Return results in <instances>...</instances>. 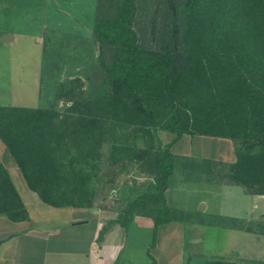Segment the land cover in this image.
Wrapping results in <instances>:
<instances>
[{"label": "rangeland", "instance_id": "rangeland-1", "mask_svg": "<svg viewBox=\"0 0 264 264\" xmlns=\"http://www.w3.org/2000/svg\"><path fill=\"white\" fill-rule=\"evenodd\" d=\"M199 7L203 8L202 2ZM97 11L98 0H0V34L7 31L17 33V39L8 44L9 47H5L4 51H0L4 58L0 60V70L2 69L5 77L12 78L19 91L21 86L17 83V72L24 67V82L28 94L25 98L30 101L31 107L48 109L56 115L46 135L36 140L40 144L46 143L45 148L41 147L33 152L30 141L22 140L24 137L16 143L17 149L23 152L22 159L27 167L40 179V191L46 190L44 192L47 198L62 203V206L100 208L104 213L109 209L123 208L130 203H125L127 199L143 191L140 189L129 194L130 192H126L128 188L154 184L151 161L139 157H145V153H149L153 158L163 143L159 136L162 129L155 130L148 126L134 117L131 110L123 108L113 99L111 87L105 79V68L99 58L104 41L98 39L94 32ZM170 22L166 0H138L135 26L148 46H159L166 40L169 32L164 29V25ZM188 31L182 44L186 43L199 55L192 56L188 61L190 68L185 70L177 93L170 96L176 106L185 108L192 128L200 134L199 131L206 124L219 126L223 121L216 115H209L208 110H212L214 114L224 108L210 106L207 88L214 85L200 83L204 71L205 80L215 71L207 69L209 63L206 60L203 38L200 37L201 31L191 20ZM106 50L109 64L112 60L111 49L108 47ZM28 68L32 75L30 79ZM210 79V83H213L214 79ZM154 107L160 116H169L173 111L171 105L165 109L157 104ZM225 121L226 130H232V118ZM219 131V127H212L211 133H204L215 137L216 142H210L206 146H209L210 151H219V157L193 168H196L199 177L207 175L209 178L222 179L240 184L250 191L254 190L247 187V182L250 181L247 175L232 170L238 163V154L249 151V143L245 139L212 134ZM166 134L171 136L170 133ZM188 140L189 137L184 138V141ZM251 140L250 138L249 141ZM192 163H186V167H192ZM202 172L206 174H201ZM225 189L222 194L220 189L216 190V194L212 193L210 202L214 209L219 210L221 207L222 212L232 214L252 207L239 187L227 188L223 195ZM210 217L199 219L210 221ZM216 219L220 223L229 226L234 223L250 231L251 240L246 247L248 251L241 258L230 262L264 264V195L256 194L255 218L249 221L242 218ZM194 226L186 221L151 229L153 239L149 251L154 252L158 236L163 238L160 239L163 241L162 245L168 248L178 243V238L174 239L173 233L185 231L188 235L182 234L179 240L186 251H195L190 243ZM134 230L141 232L145 241L148 228ZM205 230L203 243L198 244V247L205 246L206 252L214 249L227 251L231 245L235 246L232 239L229 241L224 236L228 232L225 229L213 226ZM197 254L193 256L192 264L194 260L196 264L199 257H202L200 253ZM152 258L155 260L153 256Z\"/></svg>", "mask_w": 264, "mask_h": 264}, {"label": "trees", "instance_id": "trees-1", "mask_svg": "<svg viewBox=\"0 0 264 264\" xmlns=\"http://www.w3.org/2000/svg\"><path fill=\"white\" fill-rule=\"evenodd\" d=\"M201 2L203 8L199 7ZM166 3L171 22L165 23L164 29L169 36L159 46H148L135 26L138 0H98L94 32L98 39L104 41L99 58L113 99L155 130H167L178 137L185 133L196 134L185 108L176 106L170 96L177 93L185 70L190 68L188 61L199 55L186 43L182 44L189 34L190 20L193 21L201 31L209 63L207 69L215 71L208 80H205L204 71L200 84H213L207 88L210 106L224 108L214 114L208 110L209 115L223 120L222 126L208 123L199 132L207 134L212 127H219L220 134L213 132V135L245 139L249 143V151L238 154V163L232 170L249 177L247 187L255 191H247L264 195V0H166ZM108 47L112 58L109 64L106 58ZM210 78L214 79L213 83H210ZM154 104L164 109L171 105L173 111L169 116H160ZM55 117L53 111L40 107L0 105V137L30 187L44 201L60 206L62 203L47 198L46 190L40 191V179L27 167L22 159L23 152L17 149V141L23 137L22 140L30 141L33 152L45 148L46 143L40 144L36 140L46 135ZM227 118L234 121L232 130H226ZM171 147L161 146L153 158L149 153L139 157L151 161L154 190L123 208L124 218L118 220L123 226L127 227L136 213L152 217L156 229L187 217L184 212L168 205L165 196L175 169ZM0 213H6L12 220L27 217L25 205L1 162ZM154 264H157L155 260ZM207 264L235 263L216 260Z\"/></svg>", "mask_w": 264, "mask_h": 264}, {"label": "crops", "instance_id": "crops-1", "mask_svg": "<svg viewBox=\"0 0 264 264\" xmlns=\"http://www.w3.org/2000/svg\"><path fill=\"white\" fill-rule=\"evenodd\" d=\"M6 34H13V39L5 43L0 41V51H4L5 47H9L8 44L17 39V33L12 31L0 34V39ZM1 59L4 58L0 55ZM18 72L17 83L21 86L19 91H17V84L12 81V78L5 77L2 69L0 70V105L34 108L25 98L28 95L24 82L26 69L20 68ZM27 74L30 79L32 76L30 68H28ZM166 133H170L171 136ZM159 136L163 147L172 146L175 156L174 173L165 193L167 203L184 212L187 217L184 220L162 224L157 229L172 222L186 223L188 221L195 225L194 235L190 242L195 251H186L179 240L182 238V234L188 235L187 231L180 234L173 233V238H178V243L168 248L162 245L163 241L160 239L163 238L158 236L155 249L153 247L154 252L149 251L153 239L151 229L156 228L154 219L136 213L129 225L125 227L118 222L120 218H124L123 208L125 206L118 210L109 209L103 213L100 208L80 209L74 206L53 205L44 201L39 193L30 187L23 171L0 137V162L8 171L27 210V217L19 220H12L6 213H0V264H153L152 256L157 264H169V262L171 264H192L193 256L198 255L197 253H200L199 255L202 257H199L196 264L241 258L248 251L246 247L250 244V231L236 226L234 223L231 226L220 223L216 221V218L218 220L219 218H242L248 221L255 218L256 194L250 193L240 184L209 178L207 175L199 177L196 168L193 167H197L198 164L206 160L219 157V151H210L209 146H206L210 142H216L215 137L197 133H185L178 137L176 133L163 129ZM185 137H189L187 142L184 141ZM188 162L190 164L193 162L192 167H186ZM192 171L193 173H191ZM201 174H206V172ZM233 186L241 189L243 196L246 197L245 200L251 202L252 207L232 214L222 212L221 207L219 210L214 209L210 202L212 193L216 194V190L220 189V194H222L226 188L224 195L227 188ZM128 189L126 192H130L129 194L140 191V189L143 191L139 195L127 199L126 204L128 201L131 202L143 194L153 191L154 186L140 184V188ZM207 216L212 220L202 221L199 219ZM213 226L228 231L224 236L229 241L232 239L235 246L231 245L227 251L214 249L207 252L205 246L204 248L198 247V244L203 243L205 229ZM144 227L149 230L145 241H143L142 233L134 230V228Z\"/></svg>", "mask_w": 264, "mask_h": 264}, {"label": "water", "instance_id": "water-1", "mask_svg": "<svg viewBox=\"0 0 264 264\" xmlns=\"http://www.w3.org/2000/svg\"><path fill=\"white\" fill-rule=\"evenodd\" d=\"M11 39H13V34H6L3 37H1L0 41L1 42H6V41H9Z\"/></svg>", "mask_w": 264, "mask_h": 264}]
</instances>
